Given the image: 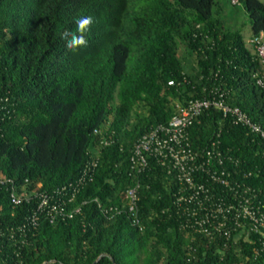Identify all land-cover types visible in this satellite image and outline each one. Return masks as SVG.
Returning a JSON list of instances; mask_svg holds the SVG:
<instances>
[{
  "label": "trees",
  "instance_id": "obj_1",
  "mask_svg": "<svg viewBox=\"0 0 264 264\" xmlns=\"http://www.w3.org/2000/svg\"><path fill=\"white\" fill-rule=\"evenodd\" d=\"M239 3L251 33L264 35V0ZM221 8L219 0H0V175L17 188L53 193L98 154L93 178L67 203L81 205L71 217L50 221L39 213L20 230L38 199L13 207L10 183L0 184V264H264V251L253 254L258 232L246 245H224V238L182 228L180 183L155 157L140 172L130 168L138 137L192 98L221 92L264 128V88L254 76L263 71L260 60ZM81 16L95 21L88 45L69 50L62 34L74 32ZM187 132L199 158L220 150L264 191L259 132L213 106ZM136 184L139 223L126 208L102 212L122 206L124 190Z\"/></svg>",
  "mask_w": 264,
  "mask_h": 264
},
{
  "label": "built area",
  "instance_id": "obj_2",
  "mask_svg": "<svg viewBox=\"0 0 264 264\" xmlns=\"http://www.w3.org/2000/svg\"><path fill=\"white\" fill-rule=\"evenodd\" d=\"M229 1L232 4L239 3V0ZM246 43L260 60L263 71L255 73L254 76L255 82L264 88L263 33L251 34L246 38ZM172 82L168 80L169 84ZM209 106L221 109L224 114H229L234 122L241 123L264 137V128L253 122L238 106L224 102L221 92L211 97L192 98L185 105L179 106L178 112L167 122L153 125L138 137L129 157L130 168L140 172L147 166L148 156L155 157L157 162L168 168V172L174 173L180 183L176 190L175 204L180 216H183L182 228L193 233H204L211 239L224 238V245L231 239L234 242L241 240L246 245L249 243L251 233L258 232L261 245L260 249L254 251L253 254L256 255L259 250L264 251V191L241 178L234 167L227 165L225 160H222L220 150L207 149L205 156L199 158L198 152L192 148L189 140L188 126ZM94 132H98V129ZM108 142L107 139L100 140L103 144ZM97 159L96 153L75 182L65 184L53 193L44 190L29 192L24 183L17 188L11 178L0 175V184L10 183L9 199L13 207L23 200H29L31 195L38 199L30 218L19 225V229L24 231L29 222L35 225L39 213L54 221L58 216L71 217L80 212L81 205H75L70 209L66 206L82 186L93 178ZM137 187L138 184L124 190L122 206L101 207L102 212L119 213L126 208L125 212L130 216L132 223H139ZM81 203H85V200ZM9 230L13 236L15 228L11 226ZM253 254L247 255V258H254Z\"/></svg>",
  "mask_w": 264,
  "mask_h": 264
},
{
  "label": "rangeland",
  "instance_id": "obj_3",
  "mask_svg": "<svg viewBox=\"0 0 264 264\" xmlns=\"http://www.w3.org/2000/svg\"><path fill=\"white\" fill-rule=\"evenodd\" d=\"M221 3V16L223 17L225 23L230 27H241L242 32L245 35L250 33V24L248 22V18L246 13L243 11V7L240 3L236 5L230 4L226 0H219ZM184 66L187 70H191L194 66V62L192 58H188L184 62Z\"/></svg>",
  "mask_w": 264,
  "mask_h": 264
},
{
  "label": "clouds",
  "instance_id": "obj_4",
  "mask_svg": "<svg viewBox=\"0 0 264 264\" xmlns=\"http://www.w3.org/2000/svg\"><path fill=\"white\" fill-rule=\"evenodd\" d=\"M75 22L76 30L74 32L62 34V38L67 41L66 47L69 50H76L77 48L86 47L88 45L85 34L90 31L95 21L91 16H81L78 17Z\"/></svg>",
  "mask_w": 264,
  "mask_h": 264
},
{
  "label": "crops",
  "instance_id": "obj_5",
  "mask_svg": "<svg viewBox=\"0 0 264 264\" xmlns=\"http://www.w3.org/2000/svg\"><path fill=\"white\" fill-rule=\"evenodd\" d=\"M242 33H243V32H242ZM251 34H252V33H251V29H250V33H249L248 35H245V34L243 33V35H244L245 38L249 37Z\"/></svg>",
  "mask_w": 264,
  "mask_h": 264
}]
</instances>
